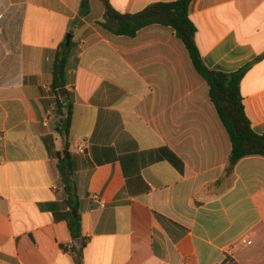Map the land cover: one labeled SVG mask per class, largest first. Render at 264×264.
I'll return each mask as SVG.
<instances>
[{
  "label": "crops",
  "instance_id": "1",
  "mask_svg": "<svg viewBox=\"0 0 264 264\" xmlns=\"http://www.w3.org/2000/svg\"><path fill=\"white\" fill-rule=\"evenodd\" d=\"M174 1L109 0L122 14ZM80 4L0 0V264H79L83 243V264H264V157L228 174V132L174 29L115 36L99 0L83 18ZM189 15L209 69L248 68L245 112L263 135L264 0H193ZM68 34L65 150L52 67ZM55 151L74 168L77 240L55 219L71 211Z\"/></svg>",
  "mask_w": 264,
  "mask_h": 264
},
{
  "label": "trees",
  "instance_id": "2",
  "mask_svg": "<svg viewBox=\"0 0 264 264\" xmlns=\"http://www.w3.org/2000/svg\"><path fill=\"white\" fill-rule=\"evenodd\" d=\"M105 9L103 19L98 25L105 31L115 36L136 37L138 32L148 26L159 24L174 29L177 37L183 42L189 58L196 72L206 81L209 87V96L218 115L228 132L232 150L231 164L228 174L242 159L258 156L264 157V134H257L248 118L241 93V82L247 72V67L233 73H222L209 69L196 44L195 36L197 27L189 15V8L193 0H177L170 3H155L136 14H122L116 11L109 0H99ZM91 0H81L80 18L90 14ZM79 22V18L77 23ZM72 44L66 47L62 44L56 51L52 67V87L57 97L56 132L65 141V150H68V139L73 118L72 95L67 90L68 63L71 58ZM65 89L62 97V90ZM50 151L54 146L49 147ZM58 159V166L62 181L68 194L67 205L71 211L56 213V220H65L74 240L82 237L81 218L74 215L78 208V192L74 177V168L70 162V156L54 152ZM80 249L71 247L69 251L76 255L79 264H83V247ZM222 264H230L226 260Z\"/></svg>",
  "mask_w": 264,
  "mask_h": 264
},
{
  "label": "water",
  "instance_id": "3",
  "mask_svg": "<svg viewBox=\"0 0 264 264\" xmlns=\"http://www.w3.org/2000/svg\"><path fill=\"white\" fill-rule=\"evenodd\" d=\"M71 38H72V34H68L67 38H66V42H65V46L66 47H69L70 46V43H71ZM62 97L65 95L64 92H65V89L62 90ZM68 156L67 152H66V157ZM75 216L77 215V211H75L73 213Z\"/></svg>",
  "mask_w": 264,
  "mask_h": 264
},
{
  "label": "built area",
  "instance_id": "4",
  "mask_svg": "<svg viewBox=\"0 0 264 264\" xmlns=\"http://www.w3.org/2000/svg\"><path fill=\"white\" fill-rule=\"evenodd\" d=\"M51 115H49V116H47L45 119H44V121H43V124L45 125V126H47L48 125V123H49V121H50V119H51ZM78 150H79V152H81V153H83L84 152V149H83V147L82 146H79L78 147Z\"/></svg>",
  "mask_w": 264,
  "mask_h": 264
}]
</instances>
